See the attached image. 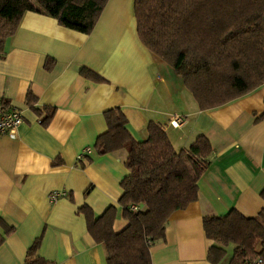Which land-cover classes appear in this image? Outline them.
Segmentation results:
<instances>
[{"label": "crops", "instance_id": "obj_1", "mask_svg": "<svg viewBox=\"0 0 264 264\" xmlns=\"http://www.w3.org/2000/svg\"><path fill=\"white\" fill-rule=\"evenodd\" d=\"M83 69L104 81L86 78ZM0 101L24 116L17 138L0 136V219L14 228L0 264H24L43 232L40 256L54 264H108L79 209L87 205L101 216L115 206V232L129 225L119 205L127 152L95 150L108 130L105 113L116 108L137 141L148 139L154 122L178 152L201 135L214 148L198 201L172 215L165 241L151 249L153 264H213L204 218L234 209L253 218L264 209V85L201 111L182 77L141 42L134 0H110L89 35L28 12L0 59ZM33 107L55 109L47 127ZM176 117L185 121L173 128ZM54 191L67 196L51 202ZM227 251L220 264L230 263L233 246Z\"/></svg>", "mask_w": 264, "mask_h": 264}, {"label": "trees", "instance_id": "obj_2", "mask_svg": "<svg viewBox=\"0 0 264 264\" xmlns=\"http://www.w3.org/2000/svg\"><path fill=\"white\" fill-rule=\"evenodd\" d=\"M109 1L0 0V59L28 12L89 35ZM134 13L143 45L182 77L201 111L224 106L264 85V0H134ZM52 62L48 60L47 68ZM82 74L104 81L87 69ZM35 111L45 127L55 115L52 108ZM105 119L108 130L98 137L95 150L102 156L127 152L128 175L121 183L119 205L129 225L115 232V206L101 216L87 205L79 213L95 242L105 247L108 264H153L151 249L165 241L172 215L198 201L199 182L211 166L214 148L201 135L178 152L165 128L154 122L148 125V139L137 141L120 108L106 112ZM261 196L264 200V190ZM133 206L142 210L133 212ZM204 230L214 242L208 253L211 263L220 264L233 246L229 264L259 260L264 264V209L253 218L236 209L205 217ZM13 232L0 219V248ZM43 239L44 232L28 250L24 264H54L40 256Z\"/></svg>", "mask_w": 264, "mask_h": 264}, {"label": "built area", "instance_id": "obj_3", "mask_svg": "<svg viewBox=\"0 0 264 264\" xmlns=\"http://www.w3.org/2000/svg\"><path fill=\"white\" fill-rule=\"evenodd\" d=\"M185 120L182 117H176L174 120H171L170 125L173 128H178ZM24 123V116L22 112L13 107H5L4 102L0 101V136H8L10 138H17L19 128ZM67 196L65 191H54L51 193L50 199L51 202H56L62 197ZM142 210L140 206H133L132 211L138 212ZM255 264H262V261L259 260Z\"/></svg>", "mask_w": 264, "mask_h": 264}]
</instances>
